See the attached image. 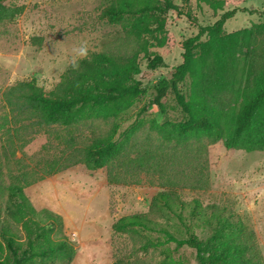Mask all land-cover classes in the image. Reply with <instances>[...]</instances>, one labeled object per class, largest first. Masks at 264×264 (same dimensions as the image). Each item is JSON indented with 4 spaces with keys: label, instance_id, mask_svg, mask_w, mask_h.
Masks as SVG:
<instances>
[{
    "label": "rangeland",
    "instance_id": "obj_1",
    "mask_svg": "<svg viewBox=\"0 0 264 264\" xmlns=\"http://www.w3.org/2000/svg\"><path fill=\"white\" fill-rule=\"evenodd\" d=\"M113 0H2L5 5H23V12L11 21L0 23V261L9 263V252L2 235L13 236L20 249L25 247L21 224L6 214L7 192L3 188L15 175H24L29 185L24 193L36 209H47L62 218L61 232L50 235L53 240L65 237L74 249L69 264H193L195 251L189 246L175 247L163 244L143 248L146 242L162 240L157 232L114 233L112 223L126 215L147 213L151 198L159 191L158 175L153 171L131 172L124 184H108L106 168L90 171L82 164H72L52 174H45L52 162L65 164L64 139L66 129L59 126H40L26 119L17 120L9 112L4 91L18 80L35 79L48 93L58 83L60 74L76 59L93 51H119L130 55L137 50L135 40L127 35L131 16L117 24H110L103 12ZM180 7L163 15L166 44L157 51L164 65L149 69L142 52L137 56L140 72L135 78L145 94L135 100L121 117L85 120L73 128L74 143L81 145L92 137H104L114 132L121 140L124 131L136 126L129 145L161 149L158 133L152 125L164 121H178L183 113L169 91L163 100L166 112L160 114L149 104L154 95L153 85L169 77L172 69L181 63L182 42L197 32L199 24L211 23L222 11L197 6L196 0H172ZM241 8L226 20L222 31L229 33L264 24V0H225L224 10ZM86 46V54L79 56L76 49ZM151 49H149L150 51ZM188 96L189 79L181 84ZM145 112L138 114L142 105ZM200 153L176 154L168 175L177 173L181 199H198L202 208L215 205L233 221L241 219L255 237L264 264V150L246 152L226 149L222 141L209 144L201 140ZM163 150L169 154L171 147ZM165 164V163H164ZM202 174L207 183L199 181ZM192 185L202 186L192 188ZM210 209L205 211L209 214ZM44 217V216H42ZM158 227H166L178 238L186 236L184 228L164 211L150 216ZM186 224L188 212H183ZM191 225V224H190ZM200 239L210 234L209 228L194 224L190 230ZM28 264H39L33 257ZM48 264H55L50 262Z\"/></svg>",
    "mask_w": 264,
    "mask_h": 264
},
{
    "label": "trees",
    "instance_id": "obj_2",
    "mask_svg": "<svg viewBox=\"0 0 264 264\" xmlns=\"http://www.w3.org/2000/svg\"><path fill=\"white\" fill-rule=\"evenodd\" d=\"M196 4L222 12L213 22L198 25L197 32L182 42L181 63L172 69L169 77L153 85L154 95L149 104L165 114L163 100L170 91L183 113L181 120L152 125L160 136L161 149L145 146L132 149L129 141L136 126L124 131L121 140L115 138L114 131L104 137H92L81 145L74 143L73 128L89 119L121 117L145 94L135 78L140 72L138 54L146 55L149 69L163 66L162 56L152 50L167 42L163 15L174 10L190 17L172 0H113L103 14L110 24L132 17L127 35L133 37L137 50L130 55L109 50L90 52L72 62L48 93L35 79H24L4 91V100L18 121L26 119L35 125L66 129L65 164L55 167L57 162H52L45 174L72 164H82L90 171L105 167L110 185L127 183L131 172L151 170L158 175L159 191L152 196L147 213L118 218L111 226L114 233L143 230L160 233L161 241H148L141 246H189L195 251L193 264H263L254 234L241 219L237 217L233 221L230 218L233 213L226 216L223 208L215 205L202 208L198 199L184 201L179 193L184 185H180L177 173L174 177L167 174L169 168L165 165H170L176 154L200 153L203 139L209 144L221 140L226 149L264 150V24L256 22L224 33L226 20L242 9L224 10L225 0H196ZM23 9V5H5L0 0V23L11 21ZM186 79H189L188 96L180 87ZM146 109V104L142 105L138 114ZM168 146L172 154L163 150ZM198 179L207 183L202 174ZM28 185L24 175H15L3 188L7 192L6 214L21 224L25 235L22 249L13 236L2 235L9 252L8 264H28L33 257L39 258V264H69L74 256L70 242L63 236L50 238L55 230L61 232V216L47 209L36 210L23 191ZM199 187L202 186L192 185L193 189ZM207 209L210 213L206 215ZM162 211L184 228L185 237H176L166 227L157 228L150 216ZM185 211L191 225L184 221ZM194 224L209 228L210 234L198 238L190 231ZM0 264L7 263L0 261Z\"/></svg>",
    "mask_w": 264,
    "mask_h": 264
},
{
    "label": "clouds",
    "instance_id": "obj_3",
    "mask_svg": "<svg viewBox=\"0 0 264 264\" xmlns=\"http://www.w3.org/2000/svg\"><path fill=\"white\" fill-rule=\"evenodd\" d=\"M76 54L79 55V56H83L86 54V46L85 45H81L79 46L76 50ZM77 65L74 63L73 64V67H76Z\"/></svg>",
    "mask_w": 264,
    "mask_h": 264
}]
</instances>
